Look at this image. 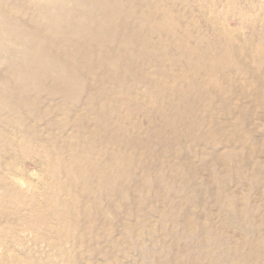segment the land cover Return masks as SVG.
Wrapping results in <instances>:
<instances>
[{"label":"rangeland","instance_id":"374dc122","mask_svg":"<svg viewBox=\"0 0 264 264\" xmlns=\"http://www.w3.org/2000/svg\"><path fill=\"white\" fill-rule=\"evenodd\" d=\"M166 2L170 8H156L155 16L162 30L174 28L171 53L157 58L163 68H147L153 53L144 45L146 38L132 44L126 59H120L124 50L105 59L109 76L117 75V87L100 89L92 110L98 117L91 127L108 124L107 138L92 140L95 152L107 143L101 169L93 165L97 156L90 140L68 138L75 119L68 124L64 114L53 121L55 132L66 127L61 139L46 136L47 119L31 120L51 145L53 158L56 147H64L60 167L48 169L36 141L24 147L19 139L12 146L0 139V147H8L7 153L0 151V264H264V0ZM125 33L123 28L111 43L120 47ZM184 35L192 40L185 48L178 43ZM155 38L162 53L165 40L159 34ZM195 45L201 48H190ZM6 67L0 61V70ZM146 89L148 96L169 101L142 99ZM78 97L74 105L89 106L85 89ZM33 98L50 101L49 95ZM61 98L56 96L55 105L65 106ZM176 216L188 231L180 229L182 224L172 228ZM208 217L216 231L206 234ZM249 222L256 225L253 232ZM193 230L198 240L190 241ZM251 250L261 251L260 256L251 257Z\"/></svg>","mask_w":264,"mask_h":264},{"label":"bare ground","instance_id":"6f19581e","mask_svg":"<svg viewBox=\"0 0 264 264\" xmlns=\"http://www.w3.org/2000/svg\"><path fill=\"white\" fill-rule=\"evenodd\" d=\"M9 1L10 0H1L0 1V61L7 63V67L4 70H0V139H5L6 145H8V146H12L14 144V140L19 139L21 145L24 147H26V145H28L27 144L28 141H36L38 143V145L40 146L41 153L42 154L44 153V158H45L44 164L46 163L45 165L48 166V169L51 168L53 165H56V167H60L61 164L63 163L64 147H61V146L56 147V150H55L56 156L54 154L55 158H53V156L51 155V150H52L51 145H49L48 141H46V139H44V137H45V136L43 137L44 133H42L36 125L32 124L31 120L33 118L36 120L47 119L48 121H47V124L45 127V131L47 132L46 136L53 137L54 139H59L60 137L63 138L64 133H66V127L64 128V126H62L58 130V132H55L53 129V128H55L54 127L55 123L53 121L55 118H57V115L64 114L65 119L68 120V122H66L68 124H69V121H71V119H70L71 117H74V119H75L73 127H72V132L68 136V138H70L72 140L74 139V141L80 140L82 138L90 140L89 141L90 143L88 146L93 148L92 152H94V154H96V156H97V160L93 165L96 166V168H100L101 167V161L104 160V158H106L105 157V150L107 149V145H106L107 143H101L100 151L95 152L93 145L95 146V148H97L98 145H96L97 144L96 142H94V141L92 142V140H94L96 136H100L102 138L105 136V138H107V136H108L107 135L108 124H107V122L102 121V122L98 123L96 126L91 127L90 124H91V122L94 121V119H93L94 116H97V115L92 114V112H93L92 110H94V111L97 110L94 102L97 100V96L101 94L100 89L106 88V87H108V85L109 86L114 85L117 87V78H116L117 75H116V77L115 76H113V77L109 76V71L106 70V67H105V63H106L105 59H108L109 57H113L116 55V53H118L119 51L121 52L123 50L125 51V53H121L120 59H122V60L126 59L130 53L129 49L132 48V44H134L135 41H140V38L142 39V41L144 40L143 38H146V43H144V45H145V47H149L153 53L151 56L153 59L152 64L150 65V68L149 67H147V68L151 69L153 72L159 71L160 67L163 68L164 67L163 65L161 66V64H157V58L160 56H163L164 53L165 54L171 53L173 47H172V38H170V36H171L172 32L174 33V28L170 26V28H171L170 32H166V30H162V28H161L162 23H160V21L155 22V16L157 15L156 8H158L160 11V9L163 7H169L168 6L169 2H166L167 0H157V6H155L151 0H13L12 2H9ZM208 3H210V2H208ZM193 6H194V4H193ZM230 9H232V8H230ZM214 11H215V9H214ZM204 13H205V11L203 12V14ZM240 13H241V10H240ZM158 15H160V14H158ZM252 19H250V20L252 21ZM223 25H224V23H223ZM180 26H179V28H180ZM243 26L244 25L242 24V27ZM123 28L127 32V33H125V36H126L125 39L127 41H125V43L122 44L123 47H122V45L120 47L117 45L118 46L117 47L116 45H114V43H111V41H113V40L116 41V39L119 38L121 31H123ZM187 33H188V31H187ZM158 34L161 35V38H163L165 40V44H164L165 49L162 51V53L159 52L158 44H156V42H155L156 41L155 37ZM208 36L209 35H206V37H208ZM207 39H209V38H207ZM173 40H175V39H173ZM186 41L189 42V44H190L192 40H187V37L185 35L182 36L181 40L178 42V43H180V45H182L180 47L185 48L187 46ZM221 43H222V41H221ZM194 44H196V42H194ZM227 45H224V46H227ZM195 46H197V45H195ZM190 48H193L194 50H199L201 47L197 46V47H190ZM190 48H188V49H190ZM208 48H209V50L214 49V45H213V42L211 40H210ZM229 49H230V47H229ZM232 50H233V48H232ZM188 52H190V51H188ZM254 53H255V51H254ZM194 54H196V52ZM217 54H219V53H217ZM221 55H224V54H221ZM253 55H255V54H253ZM213 58H214V56H213ZM234 59L236 60V58H234ZM234 59H232V60H234ZM162 60L164 63L165 60L164 59H162ZM213 60L216 61L215 58ZM89 61H91V62H89ZM218 61L219 60H217V63H218ZM220 62L221 61H219V63ZM211 63H212V61H211ZM233 63H234V61H233ZM235 64L238 65V63H235ZM182 66H183V64H182ZM219 66H221V65H219ZM167 68L168 67H166V69ZM242 68H244V67L242 66ZM144 69H145V67H144ZM182 70H184V69H182ZM187 70L190 71L189 69H187ZM243 71L245 73L248 72V70H247V72L245 70H243ZM249 71H250V68H249ZM102 72H103V74H102ZM87 73L92 74L93 78L89 79ZM139 82L142 83V85H146V83H147L143 79H141ZM147 85H148L147 87L150 88V85L149 84H147ZM200 87H202V86H200ZM82 89H85V91L88 93V100H87L88 105H89L88 107L87 106L86 107H78L77 105H74L76 103L79 104V97L78 96H79L80 91H82ZM146 90H147V92H145L146 94L144 93V95L142 96V99H144V100H147V101L150 100V101L155 102V103L157 101H163L165 103L169 101V99L167 97L166 98L164 97V99L161 100L159 98H155V96H148L147 93H149L150 91L148 89H146ZM102 93H103V91H102ZM35 94H37L41 99H43L42 97H44L45 95H49L50 101H48L47 103L45 102L46 104H44V101H42V102L40 101L41 103L35 102L36 100L33 98L35 96ZM58 95L60 97H62L61 99L66 101L65 106L55 105V103H56L55 98ZM93 105H94V107H93ZM44 106L46 108L45 116H44ZM167 115H168V113H167ZM194 115H193V117H194ZM63 121H65V120H63ZM56 124H58V123L56 122ZM198 127H195V128H198ZM167 129L169 130L168 126H167L165 131H167ZM162 131H163V129H162ZM165 131H163V132L166 133ZM164 133L162 136H164ZM164 137H167V135ZM110 138H111V136H110ZM167 142L168 141L165 142L166 145H167ZM218 142L219 141H217L215 143H218ZM181 143H183V142H181ZM238 143H239L238 146H240L241 143L240 142H238ZM178 144L180 145V143H178ZM215 145H218V144H214L213 146H215ZM233 147H235V145ZM212 148H214V147H212ZM7 149H8V147L5 149H2L0 147V151L3 150L5 153H7V151H8ZM201 149H203V147ZM199 150H200L199 148L196 150L197 153L199 152ZM235 150H238V148ZM230 151H231V149H230ZM230 151H229V153L232 152V151L231 152ZM125 153H127V152H125ZM197 153H196V155L198 156ZM217 153H219V152H217ZM234 153L237 154L238 152L236 151ZM234 153H233V155H234ZM111 154H112V152H111ZM223 154L226 155V153H223ZM106 156L108 157V155H106ZM214 156H215V154H214ZM109 157H110V155H109ZM115 160L117 161L118 159L115 158ZM92 162H94V161H92ZM118 162H119V160H118ZM108 171H110V170H108ZM79 173L81 174V171ZM140 181H141V179H140ZM117 182H119V181H117ZM203 182H205V181H203ZM173 183H174V181H173ZM89 184H91V183H89ZM206 185H207V183H206ZM69 186H71V185H69ZM79 186H80V184H79ZM224 186H225V184H224ZM72 187H74V186H72ZM196 187H197V185L194 186L195 190H196ZM84 191H86V190H84ZM106 193H109V192H106ZM52 196L54 198L58 197L59 196V190L54 191V194ZM5 197H7V196H5ZM102 198H104V197H101L100 199H102ZM48 201H49V199H48ZM49 203H50V201H49ZM82 203H84V201ZM80 204H81V201H80ZM84 205H86V203ZM259 208H261V207H259ZM253 209H255V208H253ZM37 210H38V208H37ZM77 217H78V215H77ZM160 217H162V215ZM237 217L240 218L241 215H237ZM180 218H182V217H180ZM97 219H99V217ZM241 220L246 221L245 219H241ZM207 221L208 222H207V226L205 229L206 234H209L212 231L215 232L216 227L212 224L211 218L208 217ZM91 222H93V221H91ZM198 222H200V221H198ZM170 223L173 226L172 228H174V227L177 228L178 225L182 224L183 227H180V229L183 231L184 230L188 231L187 227H186V223H182V221L178 218V216H176L173 220H171ZM237 224H239V223H236V225ZM249 225H250V227H252V230H250V231L253 232L254 227L256 225L254 226L250 222H249ZM188 226H190V225H188ZM241 226H240V228H243ZM89 228H91V227H89ZM113 230L115 231L114 228H113ZM194 230H193V232L195 233ZM197 231L200 232V230H197ZM111 234H113V233H111ZM165 234L166 233H164L163 237H165ZM193 234H192V236H189L187 238H189V240L191 239L190 241H192V239L198 240L197 239L198 238L197 233H195L194 235ZM216 234H217V232H216ZM124 235H125V231H124ZM170 235H172V234H170ZM99 236H101V235H99ZM125 236H127V235H125ZM166 236H167V234H166ZM212 236H214V235H212ZM261 236H263V235H261ZM172 237H173V235H172ZM112 238H111V240H112ZM123 238H125V237H123ZM210 238H211V236H210ZM113 240H115V239L113 238ZM153 241H155V240L153 239ZM213 242L215 243V241H213ZM116 244L119 245L118 243H116ZM152 244H154V243H152ZM200 244H202V243H200ZM86 245H87V243H86ZM193 245H195V244H193ZM97 246H98V244H97ZM210 246H212V245H210ZM113 249L115 251V248H113ZM117 250H118V247H117ZM181 250L183 251L184 254H186V252H185L186 250L184 248ZM190 250H191V248H190ZM199 250H201V249H199ZM108 252H110V251H108ZM120 252H117V253H120ZM260 252H259V250H257L256 252L254 250H251L250 251L251 257L254 258V256H256V254L260 256ZM108 254H110V253H108ZM167 254H169V253H167ZM235 254H236V252H235ZM120 257H122V255ZM115 258H117V257H115ZM205 258H207V257H205ZM259 258L261 259V257H259ZM105 259H107V255H106ZM155 259L157 260L156 257H155ZM255 259H257V258H255ZM10 264H13V263H10ZM168 264H169V262H168Z\"/></svg>","mask_w":264,"mask_h":264}]
</instances>
